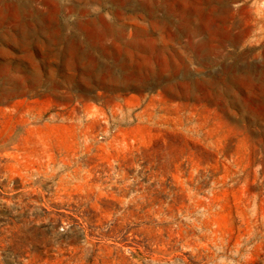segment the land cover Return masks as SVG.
Segmentation results:
<instances>
[{
    "label": "rangeland",
    "instance_id": "1",
    "mask_svg": "<svg viewBox=\"0 0 264 264\" xmlns=\"http://www.w3.org/2000/svg\"><path fill=\"white\" fill-rule=\"evenodd\" d=\"M27 4L0 1V264H264V0Z\"/></svg>",
    "mask_w": 264,
    "mask_h": 264
},
{
    "label": "bare ground",
    "instance_id": "2",
    "mask_svg": "<svg viewBox=\"0 0 264 264\" xmlns=\"http://www.w3.org/2000/svg\"><path fill=\"white\" fill-rule=\"evenodd\" d=\"M26 1V3H28L27 5H29V3H30V1L31 0H25ZM99 1H101L102 2V0H99ZM26 5V4H25ZM30 13H31V15H35V14H40V12L39 11H36L34 8H32L31 10H30ZM53 20V19H52ZM121 24V23H120ZM42 27H44V29H46L47 28V26H46V23L45 24H43L42 25ZM121 28L122 27H117V29L119 30H121ZM110 31H114L115 29L111 26L110 27V29H109ZM108 34H110V33H106V32H100L99 33V35H98V41L99 40H106V38H107V35ZM111 35L112 36H115L114 34H113V32H111ZM96 44V46H97V43H95ZM103 45V49H104V51L107 53H109L110 52V47L108 46V45H106L105 43H102ZM122 74H120V75H115L114 73H113V70H111V69H109L107 72H108V75H109V77H111L112 79H115V77H116V81H118V82H120V81H122V80H125V79H128V78H131L132 80H135V79H137L138 81L135 83V82H133V83H135L136 84V87L138 88V89H141L143 86H148V84L151 82V81H154V82H160L161 80H160V77H157V76H155V75H153V76H138V75H136V74H132L131 73V71H130V69H129V67L128 66H126L125 65V63H123V66H122ZM131 73V74H130ZM130 75L132 76V77H130ZM138 76V77H137ZM131 79H128V80H131ZM140 80V81H139Z\"/></svg>",
    "mask_w": 264,
    "mask_h": 264
},
{
    "label": "crops",
    "instance_id": "3",
    "mask_svg": "<svg viewBox=\"0 0 264 264\" xmlns=\"http://www.w3.org/2000/svg\"><path fill=\"white\" fill-rule=\"evenodd\" d=\"M0 1H3V0H0ZM18 7V6H17ZM19 7H21L22 8V6L20 5ZM18 9V8H17ZM2 14H4L5 12H4V10H2V12H1Z\"/></svg>",
    "mask_w": 264,
    "mask_h": 264
}]
</instances>
